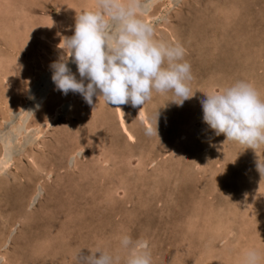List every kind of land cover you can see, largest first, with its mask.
<instances>
[{
    "label": "rangeland",
    "instance_id": "obj_1",
    "mask_svg": "<svg viewBox=\"0 0 264 264\" xmlns=\"http://www.w3.org/2000/svg\"><path fill=\"white\" fill-rule=\"evenodd\" d=\"M95 3L0 0V60L12 65L0 68L12 69L0 77V161L9 160L0 169V264H77L76 251L94 247L125 264L132 247H120L122 235L146 245L151 264H241L250 247L264 254V144L215 135L199 103L238 80L264 100V0H139L153 38L185 50L193 97L177 107L171 93L153 91L142 106H119L133 141L115 106L62 94L50 78L60 39ZM67 67L81 79L71 58ZM140 110L153 128L157 112L158 138L144 134Z\"/></svg>",
    "mask_w": 264,
    "mask_h": 264
},
{
    "label": "clouds",
    "instance_id": "obj_2",
    "mask_svg": "<svg viewBox=\"0 0 264 264\" xmlns=\"http://www.w3.org/2000/svg\"><path fill=\"white\" fill-rule=\"evenodd\" d=\"M139 0H96L93 10L75 15L73 34L60 39L57 47L63 55L51 63V80L62 94L79 93L87 104L100 96L105 105L121 111V105L142 106L153 91L171 93L177 107L192 98L188 81L190 65L184 61L185 50L176 44L158 42L153 29L139 16ZM114 25V31L112 30ZM52 26V24H51ZM49 26V27H51ZM76 66L81 77L76 79L67 62ZM87 79V83H83ZM199 103L202 121L215 135L252 149L264 144V100L249 82L238 80L230 86L204 93ZM122 113V112H121ZM123 115V114H122ZM155 127H144L146 136L155 135ZM264 175V161L257 163ZM122 249L132 247L125 264H151L146 245L133 246L128 235L119 238ZM81 249L75 253L77 264H114V256L105 248ZM264 254L255 247L242 252L241 264H261Z\"/></svg>",
    "mask_w": 264,
    "mask_h": 264
},
{
    "label": "bare ground",
    "instance_id": "obj_3",
    "mask_svg": "<svg viewBox=\"0 0 264 264\" xmlns=\"http://www.w3.org/2000/svg\"><path fill=\"white\" fill-rule=\"evenodd\" d=\"M18 29V28H17ZM43 36L41 35V38H42ZM7 60V59H6ZM5 60V61H6ZM14 61V60H13ZM4 61H3V59L2 60H0V68H3L1 65H2V63H3ZM4 64L6 65H10V66H12L11 64H10V59L9 60H7V63H5L4 62ZM16 64L17 63H15V65L13 64V66H16ZM17 65H21V66H23V64H17ZM8 66H6V67H8ZM2 70H5L4 72H6V73H1V70H0V77H2V79L3 80H6V78L9 76V75H7L8 74V72L9 73H11L12 72V69L11 68H4V69H2ZM8 71V72H7ZM10 77V76H9ZM21 84V83H20ZM50 84V83H49ZM53 86V85H52ZM18 86H17V84H14L13 85V88H15V90L17 91L18 90V88H17ZM47 92V91H46ZM45 92V93H46ZM39 94V93H38ZM41 95V94H40ZM19 98V97H18ZM39 99V98H38ZM17 103V102H16ZM121 109V108H120ZM134 109V108H133ZM122 112V113H121ZM137 113V112H136ZM116 114H117V118H118V121H119V125L121 126V129H122V131H123V133H125V135H126V138L128 139V140H130V141H133V139H134V133H131L128 129H127V127H126V123H125V119H124V114H123V110L121 109V111L119 110V109H117L116 108ZM123 114V115H122ZM137 116H138V120H141L143 123H144V125H145V127H147V126H149L150 124H149V122L145 119V114H144V112L143 111H139L138 112V114H137ZM38 129V128H37ZM29 131V130H28ZM20 136H19V138H21V134H19ZM18 138V137H17ZM2 148H4V147H2ZM2 155H4V153L2 154ZM2 158V157H1ZM3 159V158H2ZM4 159H6V158H4ZM9 164V160H5V161H0V169L2 170V169H4V168H6V166Z\"/></svg>",
    "mask_w": 264,
    "mask_h": 264
}]
</instances>
